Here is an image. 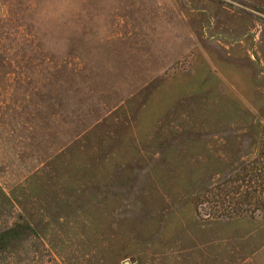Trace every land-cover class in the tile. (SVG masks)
<instances>
[{"label":"rangeland","instance_id":"1","mask_svg":"<svg viewBox=\"0 0 264 264\" xmlns=\"http://www.w3.org/2000/svg\"><path fill=\"white\" fill-rule=\"evenodd\" d=\"M261 177L264 0H0V264H264Z\"/></svg>","mask_w":264,"mask_h":264},{"label":"trees","instance_id":"2","mask_svg":"<svg viewBox=\"0 0 264 264\" xmlns=\"http://www.w3.org/2000/svg\"><path fill=\"white\" fill-rule=\"evenodd\" d=\"M255 174H256V173H255ZM263 178H264V177H261L260 179L263 180ZM234 190H235V189H234ZM254 192H256V191L254 190ZM263 192H264V189H263ZM232 202L235 203V204H237V202H235V201H233V200H232ZM263 202H264V200H263ZM231 218H232V217H229V219H231Z\"/></svg>","mask_w":264,"mask_h":264}]
</instances>
